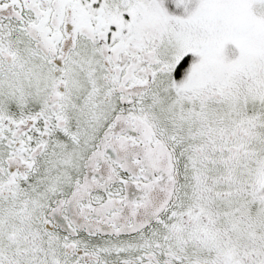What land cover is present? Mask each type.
I'll return each mask as SVG.
<instances>
[{
  "label": "snow or ice",
  "instance_id": "6c2138e0",
  "mask_svg": "<svg viewBox=\"0 0 264 264\" xmlns=\"http://www.w3.org/2000/svg\"><path fill=\"white\" fill-rule=\"evenodd\" d=\"M0 264H264V0H0Z\"/></svg>",
  "mask_w": 264,
  "mask_h": 264
}]
</instances>
